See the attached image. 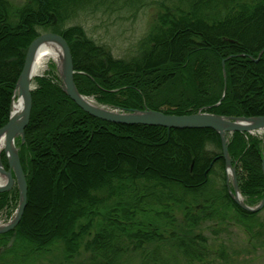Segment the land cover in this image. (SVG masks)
Here are the masks:
<instances>
[{
    "label": "trees",
    "instance_id": "obj_1",
    "mask_svg": "<svg viewBox=\"0 0 264 264\" xmlns=\"http://www.w3.org/2000/svg\"><path fill=\"white\" fill-rule=\"evenodd\" d=\"M155 3L160 13L129 57L115 56L82 24L66 25L91 7ZM46 31L66 38L79 91L100 104L264 116V0H0V129L29 45ZM51 65L33 79L25 139H16L28 199L17 227L0 233V264H36L58 241L63 264H214L209 221H234L250 240L264 236L259 211L228 193L217 131L107 122L64 91ZM227 140L240 192L255 206L264 196V139L236 131ZM2 161L8 169L4 152ZM219 171L225 182L217 186ZM18 192H0V208L17 206ZM82 246L87 255L77 261Z\"/></svg>",
    "mask_w": 264,
    "mask_h": 264
},
{
    "label": "water",
    "instance_id": "obj_2",
    "mask_svg": "<svg viewBox=\"0 0 264 264\" xmlns=\"http://www.w3.org/2000/svg\"><path fill=\"white\" fill-rule=\"evenodd\" d=\"M54 42L58 44L62 50L61 59L57 62L59 75L63 82L64 91L86 112L93 116L114 123L120 124H145V125H161L169 128H212L221 136L223 156L226 161V172L228 180V193L233 200L242 208L257 212L264 207V196L258 205L252 206L246 203L243 199L242 192L237 177L236 166L231 161V156L228 146V134L236 131L240 132H255L264 130V116H226L199 110L197 113L177 115L168 114L159 110L149 108L136 109L126 111L119 108H114L109 105L98 103L94 98L83 95L75 82V67L73 64V56L71 48L66 38L54 31H46L36 37L29 45L25 63L17 85L15 94L12 97V108H14L15 99H23L22 111L15 114L13 109L10 113L8 122L0 129V176L4 177V183H0V192L11 190L15 184L19 190V206L15 217L6 224L0 225V233H5L17 227L20 223L25 211L28 199V180L24 171L17 140L20 138L22 142L25 139V128L30 121V115L33 105L32 90L34 86L32 76V65L34 64L38 49L43 43ZM264 50L259 54L262 55ZM41 75V74H37ZM226 88L224 90L225 95ZM2 152L5 153L9 168L6 169L2 161ZM262 170L264 171V155L262 159ZM231 178V179H230Z\"/></svg>",
    "mask_w": 264,
    "mask_h": 264
},
{
    "label": "rangeland",
    "instance_id": "obj_3",
    "mask_svg": "<svg viewBox=\"0 0 264 264\" xmlns=\"http://www.w3.org/2000/svg\"><path fill=\"white\" fill-rule=\"evenodd\" d=\"M11 1L15 5H22L26 0ZM160 6V3L144 7L140 5L135 9H124V11H117L114 9L115 7L107 8V6L91 7L74 13L73 17L66 21V25L82 24L96 41L108 44L115 56L129 57L135 53L140 41L148 34L156 16L160 13ZM52 63L57 65L55 59L47 60L44 64L45 69L39 74H44L49 70ZM253 135L264 139V131ZM220 171L212 175L217 186L225 182ZM17 207L18 204L16 206L14 201L6 203L4 207L0 208V220L4 223L9 222L15 216ZM258 216L259 220L264 221V208L259 211ZM217 229L219 230L215 232ZM203 231L208 236L210 246L216 256L217 260L214 264H264V236L259 240H250L247 230L234 221L218 224L215 221H209ZM64 249L63 241L56 242L51 253L46 252L42 256L40 255L36 264H63ZM81 251L82 254L77 257V261L79 259L83 261L87 255L83 252V246ZM222 253L226 256L227 261L220 258L219 254Z\"/></svg>",
    "mask_w": 264,
    "mask_h": 264
},
{
    "label": "bare ground",
    "instance_id": "obj_4",
    "mask_svg": "<svg viewBox=\"0 0 264 264\" xmlns=\"http://www.w3.org/2000/svg\"><path fill=\"white\" fill-rule=\"evenodd\" d=\"M61 53L62 50L60 46L56 43L52 42H46L43 43L40 48L37 51L36 58L34 61V64L32 65V76L39 74L45 69V62L49 60L50 58L60 60L61 59ZM242 53L241 55H243ZM223 62V71H224V77L226 79L227 73H226V68L225 66V59L222 61ZM14 108L13 111L15 114H18L22 111L23 108V99H15L14 101ZM3 143L1 142L0 146L2 147ZM0 182H3V179L0 178Z\"/></svg>",
    "mask_w": 264,
    "mask_h": 264
},
{
    "label": "built area",
    "instance_id": "obj_5",
    "mask_svg": "<svg viewBox=\"0 0 264 264\" xmlns=\"http://www.w3.org/2000/svg\"><path fill=\"white\" fill-rule=\"evenodd\" d=\"M3 224H6V223H4L2 220H0V225H3Z\"/></svg>",
    "mask_w": 264,
    "mask_h": 264
}]
</instances>
